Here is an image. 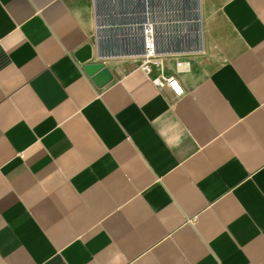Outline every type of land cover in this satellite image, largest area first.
<instances>
[{
  "label": "crops",
  "instance_id": "1",
  "mask_svg": "<svg viewBox=\"0 0 264 264\" xmlns=\"http://www.w3.org/2000/svg\"><path fill=\"white\" fill-rule=\"evenodd\" d=\"M201 2L176 96L99 57L94 0H0V264H264V0Z\"/></svg>",
  "mask_w": 264,
  "mask_h": 264
},
{
  "label": "rangeland",
  "instance_id": "2",
  "mask_svg": "<svg viewBox=\"0 0 264 264\" xmlns=\"http://www.w3.org/2000/svg\"><path fill=\"white\" fill-rule=\"evenodd\" d=\"M152 1V0H151ZM146 6L144 0H94L95 6V28L93 32V38L98 43L101 34L100 27L104 24L115 23L126 25V21L139 20L145 21V11H141L139 4ZM152 3V2H151ZM134 4H137L135 7ZM155 12L157 15L155 18L169 19L163 21V33L166 35L161 42L162 47L168 46L175 48L178 51H184L191 47L189 30L192 28V24L183 23L182 21L190 20L195 16L194 0H154L153 1ZM134 33L138 34L136 30ZM205 34V33H204ZM105 40V48L107 50L118 51V45L115 42V38L111 37ZM205 51L203 53L192 54L186 51L183 54L176 56H167L165 60V67L172 69L176 67L178 61L189 60L191 62L192 70L202 71L212 68V61L214 58L213 52L209 49L207 37L205 34ZM112 65L132 67L138 64L136 59H122V58H109ZM134 67V66H133ZM177 69V67H176Z\"/></svg>",
  "mask_w": 264,
  "mask_h": 264
},
{
  "label": "bare ground",
  "instance_id": "3",
  "mask_svg": "<svg viewBox=\"0 0 264 264\" xmlns=\"http://www.w3.org/2000/svg\"><path fill=\"white\" fill-rule=\"evenodd\" d=\"M154 0H149L150 8L148 10V16H149V22L147 20L141 22L139 20L134 21H126V25L122 24H116L109 23L104 24L102 27H100L101 31L98 35L99 42H101L102 47H105V40L109 38V33L112 34L115 38V42L118 45L119 50L115 51L111 50L112 48L104 49L105 53L108 54L106 56L107 58H122V59H135L142 54V43L140 42L138 34L134 33L136 30H139V28L142 25H148V30L152 29L154 33L159 36V51L160 56L163 58H167V56H176L179 54H183L184 51L192 54H199L203 53L205 51V22L206 18L203 14V8H202V2L201 0H194L195 6H194V13L195 16L192 17L190 20L182 21L183 23L192 24V28L189 30L188 34L190 37V43L191 47L187 50L178 51L175 48H171L165 45V47H162L161 42L163 40V37L166 36L163 33V21H168L169 19H158L155 18L157 13L155 12V7L153 4ZM152 2V3H151ZM165 38V37H164Z\"/></svg>",
  "mask_w": 264,
  "mask_h": 264
},
{
  "label": "built area",
  "instance_id": "4",
  "mask_svg": "<svg viewBox=\"0 0 264 264\" xmlns=\"http://www.w3.org/2000/svg\"><path fill=\"white\" fill-rule=\"evenodd\" d=\"M146 6L139 4L141 11H145V20L149 22L148 10L150 8L149 0H144ZM137 7V4H134ZM138 31V36L140 42L142 43V54L141 56L135 58L137 60L138 66L145 70L148 74H152L155 68L160 70V74L154 79L161 87L170 86L173 90L174 95L181 96L184 93L182 83L178 77L179 74L183 72H188L191 70V62L189 60L178 61L176 64L177 70L173 74L166 73L165 60L160 56L159 51V36H157L152 29L148 30V25H142ZM179 89V90H178Z\"/></svg>",
  "mask_w": 264,
  "mask_h": 264
},
{
  "label": "water",
  "instance_id": "5",
  "mask_svg": "<svg viewBox=\"0 0 264 264\" xmlns=\"http://www.w3.org/2000/svg\"><path fill=\"white\" fill-rule=\"evenodd\" d=\"M98 46H99V49H98L99 57L103 58L105 56H108V54L105 53V51L102 50V48L100 49V46H102V44L100 43ZM87 50L89 52L87 53L86 58L82 60L84 62H88V60L90 61L91 59H93L91 45H87V47H85L84 49V52H86ZM84 70H86L87 74L91 76L93 82L99 88H104V86H107V84H109L110 82L114 80V73L107 66L105 61L104 62L102 61L88 62L86 63Z\"/></svg>",
  "mask_w": 264,
  "mask_h": 264
},
{
  "label": "snow or ice",
  "instance_id": "6",
  "mask_svg": "<svg viewBox=\"0 0 264 264\" xmlns=\"http://www.w3.org/2000/svg\"><path fill=\"white\" fill-rule=\"evenodd\" d=\"M179 90V89H178Z\"/></svg>",
  "mask_w": 264,
  "mask_h": 264
}]
</instances>
